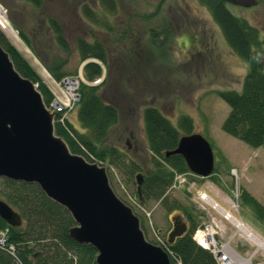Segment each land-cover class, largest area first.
I'll return each mask as SVG.
<instances>
[{
  "label": "rangeland",
  "instance_id": "374dc122",
  "mask_svg": "<svg viewBox=\"0 0 264 264\" xmlns=\"http://www.w3.org/2000/svg\"><path fill=\"white\" fill-rule=\"evenodd\" d=\"M113 1V11H109L100 0H41L39 7L24 0H0L1 20L14 32L9 35L0 30L53 96L62 90L70 97L67 86L62 81L58 83L48 70L58 58L65 61L60 68L66 75L63 80H83L75 38L81 36L103 45L106 64L100 63L103 83L99 92L118 110L117 122L104 142L136 162L140 174L151 170L143 108L157 107L175 126L180 116H189L193 132L211 144L215 170L204 178L185 174V182L170 190L169 195L197 218L196 228L212 221L219 229L216 237L227 242L233 252L249 258L250 264H264V251L198 195V191L205 192L264 240V222L242 197L245 193L264 207V145L250 148L222 131L221 124L230 108L216 94L223 89L239 91L247 64L232 53L209 11L198 0ZM84 5L91 18L84 14ZM226 6L232 14L247 20L261 36L264 34V2L248 8ZM47 16L60 24L69 46L67 52L56 45ZM18 31L26 35L31 47L23 42ZM76 105L67 111V119L80 129ZM105 164L111 189L139 218L145 238L153 244L166 240L172 227L171 217L179 212H167L155 201L137 204L132 196L136 172L130 179Z\"/></svg>",
  "mask_w": 264,
  "mask_h": 264
},
{
  "label": "trees",
  "instance_id": "16d2710c",
  "mask_svg": "<svg viewBox=\"0 0 264 264\" xmlns=\"http://www.w3.org/2000/svg\"><path fill=\"white\" fill-rule=\"evenodd\" d=\"M24 1L36 7L41 5V0ZM100 1L107 10L113 11V0ZM198 2L209 11L232 53L247 64L239 91H216L230 108L221 129L250 148L261 147L264 145V34L261 36L247 20L232 14L222 0ZM83 10L91 18L86 5ZM46 22L56 45L67 52L69 46L58 21L47 16ZM18 34L31 47L26 35L20 31ZM0 45L8 53L15 70L36 85L43 103L49 106L53 100L52 92L1 30ZM75 47L85 81L79 79L77 88L76 121L80 129L58 112L53 117L54 134L65 141L71 153L81 155L88 162L104 166L107 163V166H114L132 179L135 172V175L140 174V166L120 149L104 142L108 131L117 122L118 110L113 103L101 97L99 89L103 81L96 85L89 83L102 74L100 63L106 64L105 49L100 42H88L81 36L75 38ZM64 63L58 58V62L48 67L58 82L66 76L60 70ZM142 121L151 170L140 174V194L137 193L134 176L133 199L140 205L158 202L165 211H177V215L187 221V230L172 243H168L166 238L154 244L167 253L170 264H216L212 253L198 245L192 236L198 225L197 218L169 195L174 174L189 173V170L181 155L166 156L165 153L176 147L181 135L193 133L192 119L182 115L175 126L157 107L147 105L142 110ZM242 197L255 216L264 222V207L245 193ZM0 199L21 217V225L17 227L8 226L0 219V227H8L9 241L15 246L14 255L0 250V264H95L96 250L90 245H79L69 237L68 230L74 222L67 210L48 199L36 184L0 178Z\"/></svg>",
  "mask_w": 264,
  "mask_h": 264
},
{
  "label": "water",
  "instance_id": "95a60500",
  "mask_svg": "<svg viewBox=\"0 0 264 264\" xmlns=\"http://www.w3.org/2000/svg\"><path fill=\"white\" fill-rule=\"evenodd\" d=\"M248 8L258 0H222ZM55 113L43 103L36 85L14 68L0 45V178L36 184L44 195L67 210L74 225L69 237L96 250L95 264H170L161 246L149 242L139 218L111 189L106 168L71 153L53 130ZM187 169L208 177L214 169L211 144L199 133L183 134L174 149ZM140 194L141 175H135ZM0 219L21 225L20 215L0 199ZM167 242L181 236L187 225L171 217Z\"/></svg>",
  "mask_w": 264,
  "mask_h": 264
},
{
  "label": "built area",
  "instance_id": "2783aa9c",
  "mask_svg": "<svg viewBox=\"0 0 264 264\" xmlns=\"http://www.w3.org/2000/svg\"><path fill=\"white\" fill-rule=\"evenodd\" d=\"M1 14L2 13L0 11V18H1ZM101 80H102V76L95 78L90 82V84L93 85L98 84L101 82ZM61 81L64 83V85L67 86L70 97H68L65 92L60 90L59 95L53 96V100L49 104L48 108H50V111L54 113H58V112L62 113V117L64 119L65 117H67V111L70 108H72L74 104H77L78 102L79 96H78L77 88H78L79 78L78 80L77 79L66 80L65 78L64 80L62 79ZM185 180H186L185 174L175 173L171 184V189H178L180 185L185 182ZM200 192L201 191H198L199 198H201ZM8 232L9 229L7 226L0 227V250H3L8 254L14 255L15 246L13 245V243L9 241ZM218 233H219L218 227L215 226V224L212 221L210 222V220H207L206 223H203L201 226L195 229L193 233V238L198 245L209 250L212 253L216 261V264H236L235 261L230 260L233 257H231L228 254L229 252L228 253L224 252V246L228 244L227 242H222L220 239L216 237ZM236 255L240 256L239 254Z\"/></svg>",
  "mask_w": 264,
  "mask_h": 264
},
{
  "label": "bare ground",
  "instance_id": "6f19581e",
  "mask_svg": "<svg viewBox=\"0 0 264 264\" xmlns=\"http://www.w3.org/2000/svg\"><path fill=\"white\" fill-rule=\"evenodd\" d=\"M0 28L7 34L13 33V29L11 26L6 23L5 21H2L0 18ZM201 194V200L211 205L214 209H216L218 212H220L227 220H229L239 231L243 233V235L248 238L257 249H262L264 251V240L253 231L250 227H248L243 222L239 221L238 219L234 218L232 215H230L227 211H225L223 208H221L215 201H213L211 198H209L205 192H200ZM224 252L228 253L231 257V261H235L236 264H250L249 258H244L236 255L233 253V250L228 246H224Z\"/></svg>",
  "mask_w": 264,
  "mask_h": 264
}]
</instances>
